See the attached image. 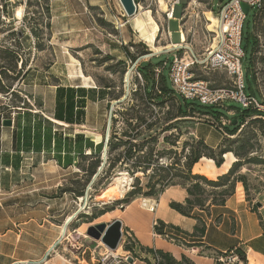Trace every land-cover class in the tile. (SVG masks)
<instances>
[{"label":"rangeland","instance_id":"rangeland-1","mask_svg":"<svg viewBox=\"0 0 264 264\" xmlns=\"http://www.w3.org/2000/svg\"><path fill=\"white\" fill-rule=\"evenodd\" d=\"M166 1L169 8L172 0ZM188 1L180 0L174 20L169 22L166 13L159 11L158 0H139V12L132 19L126 17L118 0H0V72L3 69V83L13 85L16 90L14 95L0 93V114L16 111L22 124L19 135L24 138L29 133L33 147L29 160L25 149L19 158L9 154L4 157L5 163L19 162V171L4 165L0 184L8 190L1 191L0 215L51 217L48 221L56 226L71 220L68 229L71 239L81 242L83 236L89 238L88 227L93 226L94 220L104 211H122V206L126 208L135 200L138 204L143 199L157 202L172 187H181L186 192L191 190V199L194 202L198 199L208 209L221 204L237 189H242L249 200L264 195V117L254 114L245 117L238 132L227 135L226 127L245 111L241 104L228 101L212 106L225 113L219 121L211 115L189 112L187 120L195 121L179 122L177 97L180 96L169 79L174 51L165 50L155 55L150 50V45L168 47V28L172 43L181 42L179 20ZM230 1L197 0V6L192 4L186 12L183 24L191 31L187 42L199 59H204L206 50L214 45V36L210 32L216 30V15ZM212 5L216 15L211 13ZM248 29L255 37L256 45L253 52L249 48L243 61L246 90L249 93V78L252 90L264 105V0L262 10L258 13L251 10L246 19L244 46ZM65 48L96 84L95 89H86L85 126L82 128L74 126L70 129L54 120L58 88H78L68 78ZM178 56H184V52ZM148 64L151 65L153 87L142 74L140 80L129 73L133 66L136 71ZM22 68L24 74L29 72L27 79L13 82V77ZM157 70L161 74H157ZM194 73L196 79L207 82L213 89L233 86V79L224 71L199 65ZM162 75L167 78L173 93H161ZM147 90H151L152 96L146 95ZM189 103L198 104L196 101ZM110 115L109 137L113 132L126 134L129 144L115 141L119 146L112 151L108 148L107 160L101 170L104 147L98 154L93 153L94 149H86V157L78 155L76 163L64 167L56 160L55 152L35 147L38 144L36 136L46 131L56 134L63 147L69 145V151L75 148L77 131L101 135L104 145ZM84 136L93 142L91 135ZM150 136L149 143L135 144ZM67 138L71 139L69 143L65 142ZM203 138L207 139L208 146H212L217 159L221 158V152H230L222 155L224 164L219 168L213 159L204 157L189 171L187 165L192 153L206 151L199 145ZM26 141L25 138L24 147ZM51 145L53 147L54 143ZM96 146L94 143V148ZM111 162L113 168H110ZM193 175L204 177L206 181L193 179ZM117 178L123 179L120 184L122 194L115 200L101 199ZM17 185L19 188H12ZM124 233L125 238L129 237L127 232ZM127 240L129 244L121 245L124 251L127 252V245L136 250L137 242L133 236ZM67 244L63 241L61 247ZM127 254L138 260L134 254ZM1 258L6 264L7 257Z\"/></svg>","mask_w":264,"mask_h":264},{"label":"crops","instance_id":"crops-1","mask_svg":"<svg viewBox=\"0 0 264 264\" xmlns=\"http://www.w3.org/2000/svg\"><path fill=\"white\" fill-rule=\"evenodd\" d=\"M213 11L216 9L212 5L211 12L215 14ZM186 16L182 15L179 20V29L185 31L184 38L187 39L191 31L183 24ZM180 43H172L171 35L168 46ZM20 130L19 125L16 128L15 124L13 128L0 126V177L4 174L5 155L19 157L25 149L29 160L33 149L32 138L29 137L24 147V140L19 135ZM203 140L207 142L206 138ZM220 141L221 139L217 141L216 146ZM54 148L55 145L53 147L51 145L50 152L54 153ZM74 150L75 148L67 157L65 156L72 163H76L78 159L77 150L73 153ZM64 152L63 149L58 155H66ZM65 157L63 156L61 160L64 161ZM58 168L61 169L60 166ZM11 169L14 170L12 167ZM15 170L19 171V167ZM13 187L19 188L18 185ZM3 190L8 189L0 184V191ZM187 198L186 190L172 187L161 195L153 213L142 209L135 200L129 202L123 211L115 209L102 213L92 225L120 221L123 231L133 236L137 242L134 254L138 255L139 259L134 264L154 263L153 257L142 249L170 254L177 261L187 258L194 264H219L221 256L233 254L239 256L240 252L245 260L240 259L236 264H264V195L249 200L242 189H237L223 204L204 211L197 209L192 217H185L170 208L171 202L183 204ZM49 218L51 217L42 219L35 215L10 217L0 215V264H4V259L1 258L3 256L7 257L6 264H99V255L105 252L102 243L85 236L81 242H74L69 233L64 240L68 244L63 245L55 255L44 261L49 249L62 238L61 226L49 222ZM159 222L167 225L162 234L156 230L160 226ZM168 226L177 227L181 232L174 231ZM197 227H205L204 234L196 233ZM119 250L123 253H119ZM119 250L118 254L128 255L129 251Z\"/></svg>","mask_w":264,"mask_h":264},{"label":"trees","instance_id":"trees-1","mask_svg":"<svg viewBox=\"0 0 264 264\" xmlns=\"http://www.w3.org/2000/svg\"><path fill=\"white\" fill-rule=\"evenodd\" d=\"M139 0H136V3H138ZM262 10V9H261ZM260 10V11H261ZM258 11V12H260ZM257 12V13H258ZM138 32L140 35H142V31L141 29H138ZM145 40H149L147 36H144ZM246 43L244 46V41H243V49L245 50L246 56H247V51L249 50V48H252V52L254 50V46L256 45V40L255 37L251 34V30L248 29V34L246 37ZM252 55V54H251ZM150 69H151V65H145V66H141L139 69V72L143 75V77L147 80L148 84L150 85V87H153V84L151 79H150ZM24 68L20 69L17 71L16 76L13 77L12 81L13 82H21L27 79L29 72H26L24 74ZM3 69L0 72V93L9 95L12 94L14 95L16 90L14 89L13 85H5L3 83ZM163 76V86L161 88V93H163L164 95H168L170 93H173L174 91L169 87L168 83H167V78ZM201 80V79H200ZM248 82L250 85V90L249 93H246L249 97H252L254 99H256V101L258 102L260 107H257L255 105L249 106L248 108H245V111L243 113L239 114V117H236L235 119H232V125L230 127H226V134L227 135H235L238 130L239 127L241 125V123L243 122L245 117H250L253 114L255 116H262L264 117V105L261 103L262 101H259L258 99V94L252 90L251 88V81L248 78ZM88 91H86V89L83 88H58V94H57V105H56V111L54 114V120L60 124H66L70 129H72L74 126H78L80 128H82L83 126H85V109H86V103H87V93ZM151 90H147L146 91V95L148 96H152L151 95ZM261 100V99H260ZM177 102H178V119L179 122L182 121H195V119H191L189 118V120H187V115L189 114V112L191 113H198L200 115H211L213 118L217 119L218 121L220 120L219 117H223L225 116V113L221 110L216 109V107H210L207 108L205 106H202L201 104H190L189 101L184 100L181 97H177ZM8 109H10L9 107H7ZM190 110V111H189ZM14 115V124L15 127L17 128L18 125L21 128L22 124H21V120L17 115L16 111H11V110H7L6 112H3L0 114V123L3 122V120H5V118L7 117L8 119H12ZM238 121V122H237ZM258 122H260V120H257ZM197 122H203L204 121H197ZM168 130V129H167ZM25 137L23 138V140L25 141V138L27 139L26 143L28 142L29 139V133L26 135H24ZM71 141V139H66L65 142L69 143V141ZM152 140V136H150L147 139H143L142 141L139 142V144L135 143L136 145H145L147 143H149ZM115 141H118V144H122V145H127L129 144V140H127V135L126 134H121L118 135L116 132H113L111 135V138L109 140L108 143V148L110 151L114 150L117 146H119L117 143H115ZM35 142H37L38 144L35 145L36 148L38 149H42L45 148L50 152V144H52V142L55 145V153L58 157H56V160L59 162V164L61 166H70L72 165V161L68 158L65 157V160L62 161L61 158H59V153L62 152V150H66V156H68L69 145H66V147H63L56 139V134H51L50 131H46L43 134L39 133L36 138H35ZM74 144H75V149L77 150V154L80 155L82 158L86 157L84 156L85 150L89 149V150H93L94 149V154H98L100 153V149L104 147L103 143L99 144L98 146H96L94 148V143L91 142L89 139H86L85 136L83 134H77L75 139H74ZM199 145H201L203 147L205 151V153H201L199 151H195L192 153L191 158H190V162L188 163V169L189 171H191L193 169V167L198 164L200 162L201 159H203L204 157H208L209 159H213L216 163V166L219 168L224 164V160L222 158V155H225L226 153L230 152V151H224L220 153L221 158L219 157L218 159L215 157V152L213 151V148H211L210 146H208L205 141L203 139L200 140ZM207 152V153H206ZM20 156V155H19ZM96 157V156H95ZM15 158H19L18 156ZM109 161V160H108ZM126 161H129V158H126ZM147 161H150V158H147ZM98 162V160H97ZM5 163V162H4ZM9 165L10 167L17 169L19 167V162H8L5 163V165ZM63 164V165H62ZM112 164V162L110 163V165ZM147 165H149L147 163ZM110 168H113V166L111 165ZM232 173V171L229 173V175ZM95 173H93L94 175ZM193 179H201L206 181V179L204 177L201 176H195L193 175ZM211 185L212 184H216L213 182H209ZM187 193H188V198L185 201V204H179V203H175L172 202L170 204V208L175 210L176 212H178L179 214L185 216V217H192V215H194L197 209L198 210H207L208 208H204L201 204L200 201L197 202L193 201L191 199V196H193V192L191 190L187 189ZM226 201V200H225ZM225 201H223L221 204H223ZM221 204H217V205H221ZM216 206V205H214ZM106 211H104L105 213ZM159 227L156 228L157 232H159L160 234H162L163 229L165 227H167V225H165L163 222H159ZM170 229H173L174 231L177 232H181L179 228L177 227H173V226H168ZM205 232V227H197L196 228V233L199 234H204ZM126 251L132 252L134 254V248L132 245H127L125 247ZM144 252H146L148 255H151L153 257V259L155 260V263L149 262L150 264H194L193 262H191L190 260H188L187 258H182L180 261H177L173 256H171L170 254H166L163 253L161 251H154V250H144L142 249ZM239 257L241 260L244 259V256L242 255V253H238ZM134 257H136L137 259H139L138 255L134 254ZM245 260V259H244ZM219 262V261H218ZM219 264H221L219 262Z\"/></svg>","mask_w":264,"mask_h":264},{"label":"built area","instance_id":"built-area-1","mask_svg":"<svg viewBox=\"0 0 264 264\" xmlns=\"http://www.w3.org/2000/svg\"><path fill=\"white\" fill-rule=\"evenodd\" d=\"M195 1L197 2V0L188 1L187 6L184 8L183 16L187 15L186 12L192 4H195ZM242 4H246L251 10L255 9L258 12L263 7V0H231L218 10L217 15H215L217 16L220 25V28L218 29L219 32L212 33L214 36L213 43L216 39L218 42L215 48H213L212 45L208 50H206L204 59H199L192 52L187 43L188 39H186V41L184 40L185 31L180 28L182 41L179 45L172 47V51H174V58L170 66L169 79L173 90L184 100L189 102L196 101L202 106L209 107L221 105L228 101L239 103L243 108H248L252 105L260 107L256 99L249 97L246 93V84L243 72V61L246 59V53L243 49V41L244 26L247 17L242 9ZM178 5H180V0H172L170 3V11L166 13L169 22L173 19L175 7ZM193 7H196V4ZM213 12L215 13L216 11ZM168 35L169 41H171L172 34L169 31V28ZM181 52H184V56L182 57L178 56ZM199 65L205 66L211 70L224 71L233 79V86L224 89H213L207 82L196 79L194 69ZM135 69L136 67L133 66L129 73H131V75L138 76V78L142 80L141 73L139 70L135 71ZM156 72L157 74H161L160 70H157ZM12 120L14 122V115ZM109 140L110 137L108 142ZM156 208L157 206H155L151 212H155ZM121 210H125V207L122 206ZM76 216L77 215H74L73 217ZM126 234L129 237L125 238V233L122 230V239L118 250L123 249L121 245L130 243L127 238H131V235L128 233ZM64 240L65 238L62 237L49 249L44 257V261L58 252ZM103 247L105 252L102 255H99V264H129V258H132L134 263L136 261V259L131 255H121L118 254V250L111 251L105 246ZM219 262L221 264H236L239 262V257L235 254L230 256L225 255L219 258Z\"/></svg>","mask_w":264,"mask_h":264},{"label":"bare ground","instance_id":"bare-ground-1","mask_svg":"<svg viewBox=\"0 0 264 264\" xmlns=\"http://www.w3.org/2000/svg\"><path fill=\"white\" fill-rule=\"evenodd\" d=\"M167 3L168 2L166 0H158L159 11L161 13H167L169 11ZM138 12H139V7H138ZM134 17H132V18H134ZM132 18H130V19H132ZM219 28H220V25L218 22L217 26H216V30L211 32V33L219 32L218 31ZM184 40H185V38H184ZM217 42H218V40L216 39V41L214 42L213 48L216 47ZM149 47H150L151 52H153L155 55H158L165 50H171L173 46L171 47V45H170V46L165 47V48H159V47H155V46L150 45ZM65 50H66V48H65ZM66 51H67L66 53L68 55V78L71 80V83L74 84V87L84 88V89H95L96 84H95L94 80L91 77H88L85 75V73L82 69L81 63L78 60H76L75 58H73L68 53V50H66ZM129 76H130V74L128 75V77ZM78 133H81L83 135H86V134L91 135L92 141L97 145L103 143L102 136L99 134L88 133L87 131L78 132ZM122 180H123L122 178H117L115 180V183L112 186L108 187L107 190H105L103 197L101 199L114 198V200H115V198H118L119 194H122L121 189H120V184H121ZM122 189H123V187H122ZM139 205L142 209L151 212L155 208V206H157V202L153 199H143V200H141ZM61 233H62V237H64V238H66L67 235L69 236L68 229H66L65 225L61 226ZM120 251L121 250H119V253H121Z\"/></svg>","mask_w":264,"mask_h":264},{"label":"water","instance_id":"water-1","mask_svg":"<svg viewBox=\"0 0 264 264\" xmlns=\"http://www.w3.org/2000/svg\"><path fill=\"white\" fill-rule=\"evenodd\" d=\"M126 17L129 19L134 17L138 13V6L136 3V0H118ZM242 9L246 15V17L249 16L251 9L248 5L242 4ZM114 105L111 108V111L113 110ZM111 121L112 116L110 115L108 125H107V131H106V141L104 144L103 149V161L102 167L100 170L104 167L105 161L107 159V153H108V139L110 136V128H111ZM2 126L4 128H13L14 122L12 119H5L2 122ZM96 178V177H95ZM70 222V223H69ZM73 221H67L66 223V229H69V226ZM122 223L118 220L114 221L110 224H97L94 226H90L87 229V236L95 241L101 242L107 249L111 251H117L119 248V244L122 239ZM129 264H133L134 260L132 258H129L128 260Z\"/></svg>","mask_w":264,"mask_h":264}]
</instances>
